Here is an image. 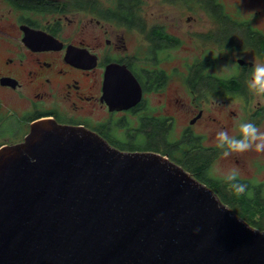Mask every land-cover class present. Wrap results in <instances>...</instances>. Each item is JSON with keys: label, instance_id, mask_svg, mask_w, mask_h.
<instances>
[{"label": "flooded vegetation", "instance_id": "flooded-vegetation-1", "mask_svg": "<svg viewBox=\"0 0 264 264\" xmlns=\"http://www.w3.org/2000/svg\"><path fill=\"white\" fill-rule=\"evenodd\" d=\"M12 1L0 0V125L12 115L21 131L18 140L4 144L23 141L31 123L42 119L85 126L120 149L145 140L148 148L141 151L168 156L229 206L227 200L236 195L224 175L235 169L247 185L245 200L253 208L264 207V152L225 158L215 140L220 130L239 137L242 122L264 131V96L254 95L246 83L253 65L264 63L259 42L264 0L248 13L241 11L236 21L226 9L202 10L216 26L192 31L189 38L212 43L220 56L185 59L172 53L183 44V16L156 9L151 13L156 21L150 22L148 10L141 8L147 0L133 13L117 8L119 0L111 5L101 0ZM158 1L168 6L184 0ZM233 52L235 61L227 58ZM128 72L142 90L131 106L115 90L106 92V80L116 88ZM221 158L228 169L218 174ZM240 203L236 197L234 206Z\"/></svg>", "mask_w": 264, "mask_h": 264}, {"label": "water", "instance_id": "water-1", "mask_svg": "<svg viewBox=\"0 0 264 264\" xmlns=\"http://www.w3.org/2000/svg\"><path fill=\"white\" fill-rule=\"evenodd\" d=\"M0 264H264V230L168 156L42 119L0 146Z\"/></svg>", "mask_w": 264, "mask_h": 264}, {"label": "rangeland", "instance_id": "rangeland-1", "mask_svg": "<svg viewBox=\"0 0 264 264\" xmlns=\"http://www.w3.org/2000/svg\"><path fill=\"white\" fill-rule=\"evenodd\" d=\"M104 5H111L113 4L114 0H101ZM224 5L225 9L229 14L232 15V18L234 21L239 19V16L242 15L241 11L248 13L252 8H255L259 6V2L261 0H252L251 2L248 0L246 2L245 0H221ZM190 4V5H189ZM185 3L184 1H180L178 3H175L174 5L163 4L162 1L158 0H147L143 7H141L144 10H148V18L150 22L156 21L151 20L155 18V15H151L152 11H155L156 9L161 10H176L179 11L180 14L183 16V19L181 21V36L183 38V44L181 48L172 51L174 56L177 59H185V58H192V57H201V56H214L219 57V51L215 49L214 45L212 43L203 42L200 40V38H197L196 42L191 40L189 38V35L192 33V31H196L199 33V31H206L212 26H216V24L202 12L204 10L199 5H197L195 2L192 3ZM143 10V11H144ZM189 16L192 17L191 22H188ZM195 19V21H194ZM195 29H194V28ZM213 29V28H212ZM249 56V55H248ZM238 55L233 52L230 55H228V59H237ZM176 63V61H174ZM231 63V62H230ZM2 114L1 116L4 117L7 114ZM11 115V114H10ZM18 117L10 116L8 120L3 121L0 125V142H13L18 140L20 138V131L21 128H18ZM23 128V127H22ZM147 141L141 140L137 142V145H146L145 143ZM228 169V164L224 161V159H219L216 162V170L218 174H223L224 171ZM262 177H264V173L262 174Z\"/></svg>", "mask_w": 264, "mask_h": 264}, {"label": "clouds", "instance_id": "clouds-1", "mask_svg": "<svg viewBox=\"0 0 264 264\" xmlns=\"http://www.w3.org/2000/svg\"><path fill=\"white\" fill-rule=\"evenodd\" d=\"M250 77L246 81L249 91L256 96H264V63H255ZM215 140L217 148L225 149L222 153L225 158L232 153L264 152V131L249 122L239 124V137L229 135L227 130H220L216 133ZM238 177L239 173L235 169L229 170L224 175L225 182L229 183L237 197L243 195L247 189V185L240 182Z\"/></svg>", "mask_w": 264, "mask_h": 264}, {"label": "trees", "instance_id": "trees-1", "mask_svg": "<svg viewBox=\"0 0 264 264\" xmlns=\"http://www.w3.org/2000/svg\"><path fill=\"white\" fill-rule=\"evenodd\" d=\"M174 1V0H173ZM172 1V2H173ZM185 3L189 4L190 2H195L197 5H199L200 7H202L203 9L206 10H213V12H221L223 10H225L224 5L221 3L220 0H184ZM10 3L13 4V1L10 0ZM118 7L119 9H126L130 12H136L137 9H140V4H141V0H126V1H121L119 0L118 2ZM89 4L91 5L92 2H89ZM230 20H232L231 18H229ZM232 22H234L232 20ZM231 25V23H230ZM234 25H236V23H234ZM259 42H262V49L264 50V37H260ZM6 142H0V146L3 145ZM148 147L146 145H122L121 149L123 150H145ZM237 197V196H236ZM236 197L232 196L231 200H227L228 202H230V207L233 208V210L240 215L241 217H243L245 220H247L251 225L260 228L262 230H264V207H262V209H257V208H253L250 206L249 202L247 200H245L246 196L245 195H241L237 198H240V200L244 201V204H238L237 206H234V203L236 201ZM224 200L226 201V198L223 197ZM222 199V198H221ZM247 199V198H246ZM260 203H256V205L258 206ZM259 214V216L257 215Z\"/></svg>", "mask_w": 264, "mask_h": 264}]
</instances>
